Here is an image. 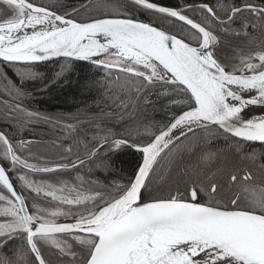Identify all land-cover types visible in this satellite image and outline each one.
I'll return each mask as SVG.
<instances>
[{
    "label": "snow or ice",
    "instance_id": "1",
    "mask_svg": "<svg viewBox=\"0 0 264 264\" xmlns=\"http://www.w3.org/2000/svg\"><path fill=\"white\" fill-rule=\"evenodd\" d=\"M96 7L105 11L78 19V9L69 13L33 0H0V61L20 66L22 80L39 76L32 71L39 62L87 61L103 71L106 86L128 96L125 107L151 104L149 97L158 92L173 111L154 131L145 127L143 140L135 129L120 138L105 131L83 143L84 157L68 147L44 166L30 162L31 141L0 131V264H52L45 256L50 249L58 258L71 257L69 264H264V184L254 182L252 170L229 174V184L239 190L226 201L214 174L199 180V171L193 179L185 170L188 179L166 195L152 188L153 178L165 174L162 161L173 166L198 146L184 143L198 131L264 144V115H244L250 107H264V4L222 5L227 19L202 4L203 22L186 14L191 5L158 0H132L147 20L115 12L104 0ZM240 17V28L232 29ZM162 21H178L187 31L175 32ZM213 24L243 38L247 48L233 60L223 58ZM5 87L8 95L0 103L20 114L18 122L40 118L23 107L22 87ZM123 146L142 154L127 183L101 186L80 177L85 158ZM244 159L255 164L257 157L253 152ZM212 162V154L202 157L206 167ZM259 169L264 172V163ZM70 171L77 173L71 181L31 178Z\"/></svg>",
    "mask_w": 264,
    "mask_h": 264
},
{
    "label": "trees",
    "instance_id": "2",
    "mask_svg": "<svg viewBox=\"0 0 264 264\" xmlns=\"http://www.w3.org/2000/svg\"><path fill=\"white\" fill-rule=\"evenodd\" d=\"M33 2L55 7L59 11L71 13L73 9L79 10L77 18L102 13L105 9H98L99 0H33ZM115 12L128 11L133 18L147 20L148 14L132 8L130 0H104ZM167 6L180 7L191 5L192 9L186 14L198 22H203L207 13L199 6L208 4L217 10L222 19H227L221 6L242 5L245 0H158ZM254 3L264 4V0H253ZM93 5L91 9L84 6ZM248 13H244L247 17ZM211 19L210 17L208 18ZM240 17L237 23L232 24V29L240 28ZM163 27L179 32L182 27H187L178 21H162ZM220 37L218 54L223 58L233 60L241 49H246L243 38L224 33L220 27L213 24ZM253 35L259 36V32ZM20 66L0 63V100L7 97L5 85L22 87L27 94L23 98V107L28 111L38 113L40 118H34L30 122H18L15 117L19 113H13L3 103H0V131L6 132L15 140L31 141L30 149L32 159L30 162L44 166L45 163L59 160L60 154L68 147L73 152H79L84 157L83 143L92 141L93 137L99 138L105 131L115 134L114 138H120V134L126 129L137 130L141 138H144L145 127L155 130L170 119L173 106L169 98L153 92L149 97L153 103H137V106L125 107L128 96L106 86L104 74L101 69L79 61L58 60L46 64H39L32 71L39 73L36 79L27 80L19 76ZM59 74V75H58ZM7 77V79L5 78ZM47 117V119H44ZM73 127L69 128L68 126ZM198 142L193 151L183 152L177 158L175 165L168 166L165 161V174L163 177H154L152 188L154 194L166 195L170 187L181 179H188L184 175L185 170L196 179L199 171V180H204L206 173L214 174V178L222 185V196L226 201L228 197L238 192V186L229 184V174L238 169H250L254 172V182L264 184V172L259 169V164L264 163V144H252L243 142L227 135L208 136L204 132H197L196 137H190L184 143L187 145ZM256 154V162L244 159L250 153ZM212 154L213 162L207 167L202 163V157ZM25 155H29L25 152ZM142 154L130 147L123 146L119 149H102L95 157L86 161L80 168L79 175L84 181H97L101 186L127 183L134 170L138 167ZM75 171L65 173L63 177L56 174H31L32 179L51 180L63 178L72 180L76 177ZM13 178L22 188L21 183ZM23 189V188H22ZM24 191V189H23ZM27 195V193H25ZM64 220L60 218L59 221ZM71 242V240H70ZM22 244L21 241L16 242ZM75 246V245H74ZM45 256L52 264H69L71 257L59 256L55 249L45 252ZM31 256H29V261Z\"/></svg>",
    "mask_w": 264,
    "mask_h": 264
},
{
    "label": "water",
    "instance_id": "3",
    "mask_svg": "<svg viewBox=\"0 0 264 264\" xmlns=\"http://www.w3.org/2000/svg\"><path fill=\"white\" fill-rule=\"evenodd\" d=\"M132 1V0H130ZM58 60H65L64 58H53L51 60H47V61H43V62H39L37 65L39 64H46V63H50V62H54V61H58ZM72 61H78V60H75V59H72ZM79 62H84V63H88L90 64L89 62L87 61H79ZM0 63H3V64H9V65H13V64H10V63H7V62H3V61H0ZM244 115L246 117H250V116H255V115H264V107H261V106H254V107H250L249 109L246 110V112L244 113ZM168 122V121H167ZM166 122V123H167ZM229 137H231L230 135H227ZM231 138H234V137H231ZM234 139H237L239 140V138H234ZM27 141V140H25ZM247 143H252V144H261L259 142H247ZM133 149V148H132ZM135 150V149H133ZM136 151V150H135ZM86 161H88L87 158H85ZM141 163V162H140ZM12 179L15 181V179L13 178L12 176ZM16 187L18 188V190L22 191L23 192V189L18 185V183L16 182ZM58 222H67L65 220H61V221H58Z\"/></svg>",
    "mask_w": 264,
    "mask_h": 264
},
{
    "label": "rangeland",
    "instance_id": "4",
    "mask_svg": "<svg viewBox=\"0 0 264 264\" xmlns=\"http://www.w3.org/2000/svg\"><path fill=\"white\" fill-rule=\"evenodd\" d=\"M157 195H161V194L159 193V194H157Z\"/></svg>",
    "mask_w": 264,
    "mask_h": 264
},
{
    "label": "flooded vegetation",
    "instance_id": "5",
    "mask_svg": "<svg viewBox=\"0 0 264 264\" xmlns=\"http://www.w3.org/2000/svg\"><path fill=\"white\" fill-rule=\"evenodd\" d=\"M255 1H257V0H255Z\"/></svg>",
    "mask_w": 264,
    "mask_h": 264
}]
</instances>
